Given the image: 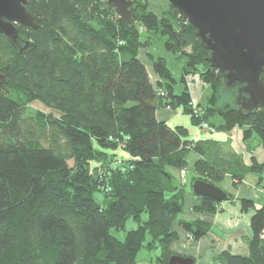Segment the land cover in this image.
Segmentation results:
<instances>
[{
    "label": "trees",
    "instance_id": "16d2710c",
    "mask_svg": "<svg viewBox=\"0 0 264 264\" xmlns=\"http://www.w3.org/2000/svg\"><path fill=\"white\" fill-rule=\"evenodd\" d=\"M133 1L124 24L105 0H27L37 27L17 26L19 46L0 33V72L6 77L0 91V264H137L142 248H159L151 264H169L177 237L172 225L184 201L171 169L186 168L193 152L199 156L194 178L217 185L229 173L234 186L248 172L262 179L264 160L252 156L247 165L224 143L188 139L183 125L156 118L160 107L181 106L193 124L205 120L225 131L238 126L245 141L255 134L264 151V108L241 112L226 99L219 104L229 86L207 59L210 50L195 27L169 2L157 13L148 2ZM140 27L160 32L165 49L184 59L181 91L174 92L177 82L163 56L150 55L158 76L152 83L138 57ZM196 72L211 88L197 115L185 83L186 74ZM35 100L46 110L31 108ZM117 148L130 157L118 158ZM239 201L242 210L254 209L249 253L224 250L217 258L264 264V204ZM217 203L202 196L194 209L214 212ZM128 218L136 226L120 239L111 229H124ZM179 224L193 239L210 230L203 220Z\"/></svg>",
    "mask_w": 264,
    "mask_h": 264
},
{
    "label": "water",
    "instance_id": "95a60500",
    "mask_svg": "<svg viewBox=\"0 0 264 264\" xmlns=\"http://www.w3.org/2000/svg\"><path fill=\"white\" fill-rule=\"evenodd\" d=\"M120 20L127 24L133 14V0H105ZM192 24L203 46L210 50L207 59L223 72V83L233 86V106L241 112L264 108V0H168ZM27 0H0V33L19 46L18 25L37 27V20L26 10ZM28 44L25 41L24 46ZM23 46V47H24ZM23 47H19L20 50ZM0 72V91L5 82ZM191 190L220 202L228 193L201 178L191 181ZM194 259L174 253L169 264H192Z\"/></svg>",
    "mask_w": 264,
    "mask_h": 264
},
{
    "label": "crops",
    "instance_id": "0c3cea01",
    "mask_svg": "<svg viewBox=\"0 0 264 264\" xmlns=\"http://www.w3.org/2000/svg\"><path fill=\"white\" fill-rule=\"evenodd\" d=\"M150 55L153 54L150 52L149 44L143 46V48L140 47L138 57L145 64L148 75L152 83H154L158 79V76L153 71ZM176 86L177 83L173 86V90L177 93L179 91H175ZM189 91L192 97L199 102L197 90L194 89L191 92V89H189ZM155 116L157 119L165 121L170 127L176 125H183L186 127L188 139L198 140L212 138L224 143L226 148L240 154L243 162L247 165L250 164L252 156L259 163L264 160V151L257 136L253 134L248 140H243L242 129L238 126L233 127L229 131L216 130L214 133H209L201 129L200 126H195L197 124L192 123L190 115L186 114L181 106L176 108L160 107L156 109ZM218 121H220V119ZM113 153L121 159L130 157V155L121 148H117ZM198 157L199 156L193 152L188 154V164L185 168L183 179L180 175V169H171L176 178V182L181 184L184 188V201L182 212L172 225V228L176 231L177 237L171 242L170 248L174 253L192 257L194 259V264H223L217 258L221 251L226 250L232 254L240 255H247L249 253L248 239L252 233L250 229V217L254 209L242 210L239 198L247 197L252 199L256 208L264 204V171L260 181L257 174L248 172L237 186L232 184L231 175L226 173L217 185L229 193L231 198L218 202L216 205L217 209L214 212L196 211L194 207L201 203L202 196L192 192L191 181L196 176L193 170V163ZM188 158H190L191 161H189ZM188 172L192 173L191 177H188ZM179 220H203L210 224V230L199 239H193L190 234L180 226ZM261 236L264 238V230ZM151 260L152 259L146 261L144 258V264H151ZM137 264H139L138 254Z\"/></svg>",
    "mask_w": 264,
    "mask_h": 264
},
{
    "label": "rangeland",
    "instance_id": "374dc122",
    "mask_svg": "<svg viewBox=\"0 0 264 264\" xmlns=\"http://www.w3.org/2000/svg\"><path fill=\"white\" fill-rule=\"evenodd\" d=\"M146 2H148V6L150 9L154 10L157 13H161L163 12V10H165L168 7V0H144ZM140 30L142 32L141 34V41L143 42L142 47L146 46V45H150V52L153 54V56H163L166 59V63L167 66L169 67V69L171 70L172 76L174 78H176L177 80V86L175 87V91H181V89L184 86V83L180 81V75H181V70H182V66H183V61L184 59L177 57L175 54L167 51L164 47V40L165 37L163 35L160 34V32H155V31H146L144 30L142 27H140ZM148 41V42H146ZM140 49V48H139ZM200 68V66H199ZM185 83L188 87V89L192 90H197L198 95H199V106H205L206 102H207V98L211 93V88L208 84L204 83L200 76L199 73H189L186 74L185 76ZM236 85L230 86L227 89L223 88L224 91V96L223 98H220L219 100V104L223 105L225 102V99L228 100L229 102L234 101V98L236 97ZM194 88V89H193ZM227 91V92H225ZM190 92V91H189ZM226 93V95H225ZM191 95V94H190ZM228 98V99H227ZM191 99H194L191 95ZM29 106L31 108H39L42 110H46V107L40 102V101H33L29 104ZM167 107V106H165ZM219 117H212L211 120L213 121H218ZM195 126H199V125H195ZM189 161H191L190 158H188ZM68 163L71 165L72 164V160H69ZM192 173L188 172V177H191ZM94 198L95 200H97L98 202L101 201L102 198V194L100 192H96L94 193ZM147 216L146 213L142 214V218L145 219ZM136 226V222L132 219V218H128L125 222L124 225V229H111V232L117 236L120 239H123L125 231L128 229H131L133 227ZM159 254V248H155V249H151V250H147L145 248H142L140 250V252L138 253V263L139 264H144V258L146 259V261H150V259H155L156 255Z\"/></svg>",
    "mask_w": 264,
    "mask_h": 264
},
{
    "label": "built area",
    "instance_id": "2783aa9c",
    "mask_svg": "<svg viewBox=\"0 0 264 264\" xmlns=\"http://www.w3.org/2000/svg\"><path fill=\"white\" fill-rule=\"evenodd\" d=\"M159 94L164 95V91L160 89ZM190 106L192 108L193 114L197 115L201 113L202 108L199 106L198 102L195 99L190 100ZM199 126L201 129L206 130L209 133H214L216 131V128L212 124H210L208 121H205V120L201 121L199 123ZM180 175L183 179L185 175V168L180 169Z\"/></svg>",
    "mask_w": 264,
    "mask_h": 264
}]
</instances>
